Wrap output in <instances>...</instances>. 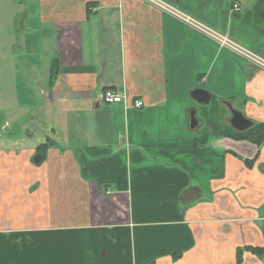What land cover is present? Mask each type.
<instances>
[{"label":"crops","instance_id":"0c3cea01","mask_svg":"<svg viewBox=\"0 0 264 264\" xmlns=\"http://www.w3.org/2000/svg\"><path fill=\"white\" fill-rule=\"evenodd\" d=\"M163 1L264 59V0ZM2 29L0 264H264V144L224 135L264 70L144 0H0Z\"/></svg>","mask_w":264,"mask_h":264},{"label":"built area","instance_id":"2783aa9c","mask_svg":"<svg viewBox=\"0 0 264 264\" xmlns=\"http://www.w3.org/2000/svg\"><path fill=\"white\" fill-rule=\"evenodd\" d=\"M148 2L149 4L153 5L154 7H157L158 9H162L164 12L171 14L173 17H175L178 21H181L185 23L188 27L191 29H195L200 31V33H204L211 39H213L215 42H217L219 46L223 48H227L233 52H235L240 57H243L244 59H247L251 62H255L259 69L264 70V59L256 56L255 53L247 50L246 48L240 46L239 44H236L235 41L230 39L228 36L223 35L219 32H216L209 28L208 26L201 24V22H198L197 20H194L193 17L186 14L185 12L173 8L172 5L166 3L163 0H144ZM235 9H238L237 4L233 6ZM98 99L107 104H120L125 102V96L111 88H107L102 90L98 94ZM143 106L142 100L134 99L132 102H129L127 104V107L131 108H141Z\"/></svg>","mask_w":264,"mask_h":264},{"label":"water","instance_id":"95a60500","mask_svg":"<svg viewBox=\"0 0 264 264\" xmlns=\"http://www.w3.org/2000/svg\"><path fill=\"white\" fill-rule=\"evenodd\" d=\"M190 95H191V98H194L197 102L201 103V104H206L209 102L210 100V94L203 90V89H192L190 91ZM190 123L192 126L195 125L194 123L196 122L195 121V118H194V115H193V112H191L190 114ZM230 123V126L235 129L236 131L238 132H244L245 130H247L248 128L251 127L252 125V121H249V119L245 118L241 112L237 111V110H231V118L230 120L228 121ZM233 140V139H232ZM235 141H246V142H249L248 140H235ZM251 144H253L255 147H258L259 145L257 144H254L252 142H249ZM256 155V151H255V154L251 155L249 157V160L250 159H254ZM35 157L33 158V162L34 163H39L41 160H42V156L40 154L38 155H34Z\"/></svg>","mask_w":264,"mask_h":264},{"label":"trees","instance_id":"16d2710c","mask_svg":"<svg viewBox=\"0 0 264 264\" xmlns=\"http://www.w3.org/2000/svg\"><path fill=\"white\" fill-rule=\"evenodd\" d=\"M52 77L55 75V67H52ZM225 136H228L237 140H248L257 145L264 144V122H258L253 124L249 129L244 132H237L228 128L225 131Z\"/></svg>","mask_w":264,"mask_h":264},{"label":"rangeland","instance_id":"374dc122","mask_svg":"<svg viewBox=\"0 0 264 264\" xmlns=\"http://www.w3.org/2000/svg\"><path fill=\"white\" fill-rule=\"evenodd\" d=\"M4 30H5V29H4ZM4 30H3V29L0 30V43L3 42L4 37H5V32H4ZM28 126H30V124H29ZM56 218H57V217H56Z\"/></svg>","mask_w":264,"mask_h":264}]
</instances>
